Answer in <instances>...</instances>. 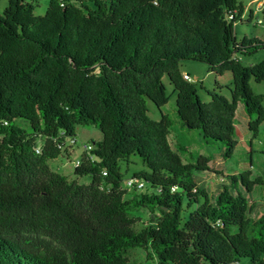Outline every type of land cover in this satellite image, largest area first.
Returning a JSON list of instances; mask_svg holds the SVG:
<instances>
[{"label": "trees", "instance_id": "trees-1", "mask_svg": "<svg viewBox=\"0 0 264 264\" xmlns=\"http://www.w3.org/2000/svg\"><path fill=\"white\" fill-rule=\"evenodd\" d=\"M27 0H8L0 14V264H131L130 252L155 253L159 264H264V215L252 196L263 179L251 170L226 177L244 191L198 179L222 175L210 156L174 149V121L149 115L177 95L181 126L222 145L233 158L238 107L257 138L264 123V60L244 63L264 41H238L239 0H49L45 15ZM251 10L249 22L253 19ZM184 61L233 75L232 98L185 79ZM219 88V83H216ZM103 135L83 152L74 177L50 162L69 157L79 128ZM78 143V141H77ZM86 144V143H84ZM137 158L128 189L123 163ZM67 159V158H66ZM90 176V184L80 179ZM147 210L151 219L139 228ZM188 213V215H186Z\"/></svg>", "mask_w": 264, "mask_h": 264}, {"label": "rangeland", "instance_id": "rangeland-1", "mask_svg": "<svg viewBox=\"0 0 264 264\" xmlns=\"http://www.w3.org/2000/svg\"><path fill=\"white\" fill-rule=\"evenodd\" d=\"M36 6L35 13L37 15H45L48 10L49 0H27ZM246 6V12L243 16L242 21H238L235 25V35L238 41H241L245 37L249 39L258 38L264 41V11H257L259 4L264 3V0H239ZM8 6V0H0V14H3L4 10ZM251 10L254 11L253 19L249 22L251 16ZM259 21H262L259 23ZM264 60V49L259 50L252 57H244L243 61L247 65H254ZM182 72L191 76V82L195 83L199 90V95L204 101H209L206 90L201 88L203 84L208 90L218 89L223 95L232 98L233 89V75L231 72H227L223 76H218L209 71V67L205 63L196 61H184L181 64ZM167 85V93L170 97L169 103L159 109L156 105L150 102L151 111L149 115L154 120H160L162 113L169 115L174 121L173 132L171 135V142L174 149H179L181 146L188 149V154L184 153L183 157L186 162L189 155L193 158H197L200 155L210 156L212 158L211 166L214 170L221 172L222 175L206 173L204 177H199L198 181L202 186H205L208 191L216 192L218 186L226 185L232 193H236L235 187H239L247 196L244 191L242 183L239 181L238 184H234L232 181L226 179L227 176L233 174H240L246 170H251L253 173L252 179L260 177L264 182V123L260 127V133L257 138L253 137V134L248 129V123L246 121V115H242L243 105L242 103L238 109L237 119V140L239 146L233 158L225 159L222 155V145L219 143L208 144L203 138L202 134L196 130H190L181 126V121L177 114V95L175 88L171 85L168 77L164 79ZM219 83V88L216 83ZM252 86L257 94L264 95V82L257 83L252 80ZM264 105V103H263ZM103 135L101 131L95 127L79 128L77 135V144H73L71 139L67 140L66 147H73L75 152L72 156V161L76 162L83 153L84 143H93L102 140ZM64 156H60L57 160L50 162L51 167L60 173L67 175L70 179L74 177L75 167L72 165V169L60 168L57 164L64 163ZM143 169L142 163L137 158H132L128 163H123L122 171L126 175L124 186H127V179L133 177L136 172ZM81 184H90L92 178L85 176L80 180ZM146 186L145 189H149ZM252 200L255 203L253 209L254 219H258L264 215V185L256 186ZM142 217V222L139 228L144 227L149 223L152 215L147 210H142L138 213ZM188 215V213H186ZM131 264H159L158 258L155 253H151V257H148V252L141 248L133 249L130 252ZM240 264H251L248 259H242Z\"/></svg>", "mask_w": 264, "mask_h": 264}, {"label": "built area", "instance_id": "built-area-1", "mask_svg": "<svg viewBox=\"0 0 264 264\" xmlns=\"http://www.w3.org/2000/svg\"><path fill=\"white\" fill-rule=\"evenodd\" d=\"M257 11H264V3H261L258 7ZM262 21H259L261 23ZM185 79L188 81H191V76L189 74H186ZM73 144H77L76 140H73ZM94 149V145L91 143L83 144V150L84 152H91ZM68 164L73 165V167L77 168L81 165V159H78L76 162L71 161L69 158L66 159ZM128 189L137 188L138 190H144L146 188V184L144 181H137L133 178L127 179V186Z\"/></svg>", "mask_w": 264, "mask_h": 264}, {"label": "crops", "instance_id": "crops-1", "mask_svg": "<svg viewBox=\"0 0 264 264\" xmlns=\"http://www.w3.org/2000/svg\"><path fill=\"white\" fill-rule=\"evenodd\" d=\"M261 3H263V2H261ZM260 3V4H261ZM260 4H259V6H260ZM258 9V8H257ZM247 10V9H246ZM184 74V73H183ZM187 73H185L184 75H186ZM240 106V105H239ZM238 109H239V107H238ZM244 114L246 115V121H247V123H249V117L247 116V114L245 113V110H244V107H243V110H242V115L244 116ZM237 119H238V116H237ZM74 152H75V149L73 148V149H70V160L72 161V156H73V154H74ZM84 152V151H83ZM83 154V153H82ZM189 157L190 158H192L193 156L192 155H189ZM64 158H65V161H64V163H60V164H57L60 168H63V169H68V170H70V169H72V165H70V164H68V162L66 161V158H69V157H65L64 156ZM80 159V158H79ZM57 160V159H56ZM213 161V160H212ZM212 164V163H211ZM208 190V189H207ZM210 194H211V196L213 195H217L218 194V188H217V191L216 192H213V191H208ZM254 206H255V203H254Z\"/></svg>", "mask_w": 264, "mask_h": 264}]
</instances>
